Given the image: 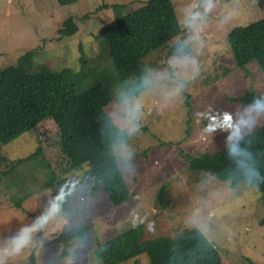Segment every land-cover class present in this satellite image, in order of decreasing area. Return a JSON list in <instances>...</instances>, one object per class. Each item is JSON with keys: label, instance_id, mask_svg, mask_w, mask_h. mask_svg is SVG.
<instances>
[{"label": "rangeland", "instance_id": "1", "mask_svg": "<svg viewBox=\"0 0 264 264\" xmlns=\"http://www.w3.org/2000/svg\"><path fill=\"white\" fill-rule=\"evenodd\" d=\"M149 1L0 0V71L65 73L80 89L105 87L103 113L123 135L115 149L133 195L113 206L90 165L73 166L54 121L13 140L0 136L4 264H158L198 233L214 264H264L263 194L193 171L181 154L215 155L264 125L254 105L264 101V72L258 62L239 68L230 43L237 29L264 20V0H172L180 33L138 74L121 76L104 28L114 6L127 15ZM70 20L75 32L65 27ZM46 199H59V211L19 254L7 251L21 227L48 214ZM81 227L87 237L73 238Z\"/></svg>", "mask_w": 264, "mask_h": 264}, {"label": "trees", "instance_id": "2", "mask_svg": "<svg viewBox=\"0 0 264 264\" xmlns=\"http://www.w3.org/2000/svg\"><path fill=\"white\" fill-rule=\"evenodd\" d=\"M81 0H59L69 6ZM107 6H105V9ZM123 5L114 6L115 21L104 28V44L121 76L138 74L142 62L167 48L180 33L172 0H150L133 14L122 15ZM66 29L78 30L73 20ZM63 33V32H61ZM239 68L258 62L264 72V20L237 29L230 37ZM110 100L100 84L80 89L65 73L33 72L22 67L0 71V136L13 140L41 124L54 121L61 132V145L75 168L90 165L97 187H103L113 206L124 205L132 192L120 170L116 145L123 135L109 124L103 108ZM189 114L190 96H186ZM193 171L201 170L233 188L247 183L263 194L264 200V125L212 155L192 156L181 152ZM88 229H77L73 238L84 239ZM42 234L39 235V237ZM108 246H111L110 244ZM35 263V257L32 256ZM158 264H214L211 243L201 233L176 250L166 253Z\"/></svg>", "mask_w": 264, "mask_h": 264}, {"label": "clouds", "instance_id": "3", "mask_svg": "<svg viewBox=\"0 0 264 264\" xmlns=\"http://www.w3.org/2000/svg\"><path fill=\"white\" fill-rule=\"evenodd\" d=\"M254 105L256 111L264 112V101H255ZM57 197H61L60 192H57ZM58 204L59 199L56 201L46 199L45 208L48 210V214L38 217L31 225L21 227L19 233L12 238L11 248L7 251H10L12 254H19L27 247L32 241L33 234L43 228L48 220L59 211ZM0 264H4V262L0 260Z\"/></svg>", "mask_w": 264, "mask_h": 264}, {"label": "snow or ice", "instance_id": "4", "mask_svg": "<svg viewBox=\"0 0 264 264\" xmlns=\"http://www.w3.org/2000/svg\"><path fill=\"white\" fill-rule=\"evenodd\" d=\"M227 119V118H226Z\"/></svg>", "mask_w": 264, "mask_h": 264}]
</instances>
